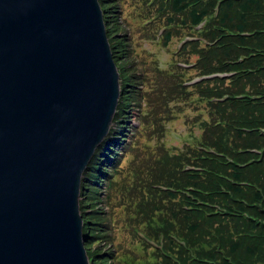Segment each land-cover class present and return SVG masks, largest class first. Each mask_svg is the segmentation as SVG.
<instances>
[{
  "label": "trees",
  "instance_id": "1",
  "mask_svg": "<svg viewBox=\"0 0 264 264\" xmlns=\"http://www.w3.org/2000/svg\"><path fill=\"white\" fill-rule=\"evenodd\" d=\"M98 3L120 98L81 179L89 264H128V256L131 264H264V0ZM195 33L200 41L185 43L168 67L148 47L136 59V40L170 51ZM193 58V69L175 67ZM214 74L225 76L182 85ZM192 96L208 118L170 156L164 125ZM118 225L130 249L116 242Z\"/></svg>",
  "mask_w": 264,
  "mask_h": 264
},
{
  "label": "water",
  "instance_id": "2",
  "mask_svg": "<svg viewBox=\"0 0 264 264\" xmlns=\"http://www.w3.org/2000/svg\"><path fill=\"white\" fill-rule=\"evenodd\" d=\"M119 97L98 0H0V264H89L81 179Z\"/></svg>",
  "mask_w": 264,
  "mask_h": 264
},
{
  "label": "rangeland",
  "instance_id": "3",
  "mask_svg": "<svg viewBox=\"0 0 264 264\" xmlns=\"http://www.w3.org/2000/svg\"><path fill=\"white\" fill-rule=\"evenodd\" d=\"M156 40H159V38H156ZM175 43L173 44V46H170V51H165L162 50L157 44L146 43L149 46L147 45L140 46L138 45V41L136 40L133 43V48L135 49V56L138 61L144 57L143 55H140L141 49L144 47H148V54L154 56L160 66L162 65L168 67L171 64V62H173L171 58L177 57L180 54V53L175 54L176 48L180 47L179 42H177V44ZM194 61L195 58H193L192 62L189 63L176 61L175 67L189 71L194 68L193 66ZM197 77L198 75H193L189 77L187 80H184L182 83H186L187 84L186 86H191L188 85V83L193 79H196ZM199 100L200 99H198V97L192 96L190 98V101L185 103L187 105H184L181 111H174L173 113L174 119L170 123L166 124V126L164 125V128H166L165 146L168 149L170 156L179 154L181 152L180 150L183 144L185 145L193 142L194 138L200 135L202 130L200 126L201 122L202 121L205 122L208 117L207 114L202 110V108L201 109L199 108L201 106L200 104H196V103L191 104L193 101L197 102ZM197 115L200 116V120L195 123V119ZM129 118L130 119L128 125L137 127V122L135 118H133V114H131ZM146 139L147 138L145 134H142L141 140L147 142ZM117 180H119V178ZM135 234L138 236L136 232ZM116 242L119 243L122 247L126 249H130L129 239L127 235L124 233V231L120 228V225H118L117 227ZM137 253H140V251L137 250ZM129 260H130V256L125 258V262L131 264ZM136 264H141V262H137Z\"/></svg>",
  "mask_w": 264,
  "mask_h": 264
}]
</instances>
